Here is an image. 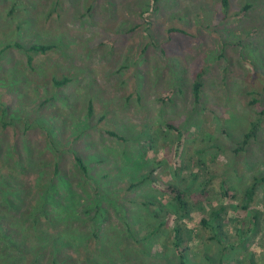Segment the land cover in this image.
Listing matches in <instances>:
<instances>
[{
    "label": "rangeland",
    "instance_id": "374dc122",
    "mask_svg": "<svg viewBox=\"0 0 264 264\" xmlns=\"http://www.w3.org/2000/svg\"><path fill=\"white\" fill-rule=\"evenodd\" d=\"M166 184L186 264H264V0H0V264H181Z\"/></svg>",
    "mask_w": 264,
    "mask_h": 264
},
{
    "label": "trees",
    "instance_id": "16d2710c",
    "mask_svg": "<svg viewBox=\"0 0 264 264\" xmlns=\"http://www.w3.org/2000/svg\"><path fill=\"white\" fill-rule=\"evenodd\" d=\"M156 1V0H155ZM224 7L228 8L229 7V0H222ZM17 47H21L20 44H16ZM53 49V46L49 45H33L29 48L26 49V52L28 54V62L32 64L34 60V56L38 54H45L46 52L50 51ZM203 75L204 71H200L196 73L195 75V80L192 86V91H193V98L196 103H199L202 97V91L204 87V81H203ZM70 79L64 78L60 81L54 80V84L57 87H62L68 84ZM255 101V100H254ZM88 114L90 116H93V104H89L88 108ZM260 124L258 122L252 124L251 129L248 133H246L243 136V142L240 144V148L238 149L239 151H242L245 149V147L248 145L251 139L255 138L258 135L259 129H260ZM171 129L177 131V128L174 126L170 125L169 126ZM106 133L110 135L113 138H118L120 140H124L123 137H121L118 133L115 131L106 130ZM75 160L77 162V166L83 172L86 174L87 167L84 164L83 159L79 156H75ZM141 184V182H140ZM259 185V179H255L254 182L245 190V197H246V206H243L245 210L249 209L250 203L253 202L255 193L257 191ZM138 186V185H133L131 188ZM162 189L164 190L165 193L171 196V198L174 200V202L177 204L179 210L183 214L176 222L172 234H173V244L176 248V251L179 254L180 258V263L181 264H186V251L188 248L185 246L186 243L191 241L192 238V232L186 228L184 219L186 215H188V212H190V201L188 199L187 193L179 188L178 186L174 184H166L162 185ZM225 212V207H220L219 209H212L210 212V216L208 219H202L201 223L205 227H211L213 230V237L212 239L217 240L220 244H223L225 251L228 250L229 245H226L223 243L222 238L219 236V232L222 229L223 226V213ZM259 216H256L254 220L256 221L253 223V228L251 230L252 233L256 234L259 226ZM241 233H243L242 229ZM240 232V231H239ZM250 264H255L254 258L251 259Z\"/></svg>",
    "mask_w": 264,
    "mask_h": 264
}]
</instances>
